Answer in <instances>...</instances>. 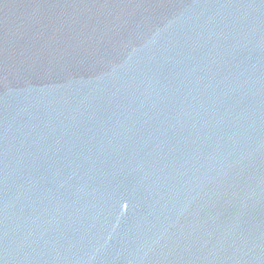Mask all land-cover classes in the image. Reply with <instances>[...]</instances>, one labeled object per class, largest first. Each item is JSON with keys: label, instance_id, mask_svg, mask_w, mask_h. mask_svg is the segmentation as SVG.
Here are the masks:
<instances>
[{"label": "water", "instance_id": "water-1", "mask_svg": "<svg viewBox=\"0 0 264 264\" xmlns=\"http://www.w3.org/2000/svg\"><path fill=\"white\" fill-rule=\"evenodd\" d=\"M0 264H264V0H0Z\"/></svg>", "mask_w": 264, "mask_h": 264}]
</instances>
